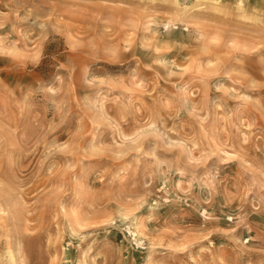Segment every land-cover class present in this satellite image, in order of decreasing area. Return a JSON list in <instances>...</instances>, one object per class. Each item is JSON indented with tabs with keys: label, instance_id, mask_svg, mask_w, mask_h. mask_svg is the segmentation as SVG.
Wrapping results in <instances>:
<instances>
[{
	"label": "rangeland",
	"instance_id": "rangeland-1",
	"mask_svg": "<svg viewBox=\"0 0 264 264\" xmlns=\"http://www.w3.org/2000/svg\"><path fill=\"white\" fill-rule=\"evenodd\" d=\"M0 264H264V0H0Z\"/></svg>",
	"mask_w": 264,
	"mask_h": 264
}]
</instances>
